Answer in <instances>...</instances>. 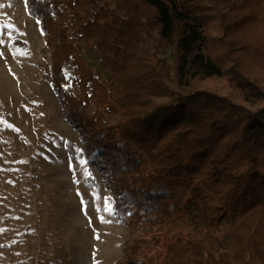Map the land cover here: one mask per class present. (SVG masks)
<instances>
[{
  "label": "trees",
  "instance_id": "obj_1",
  "mask_svg": "<svg viewBox=\"0 0 264 264\" xmlns=\"http://www.w3.org/2000/svg\"><path fill=\"white\" fill-rule=\"evenodd\" d=\"M26 2L127 225L118 264H264V46L242 31L264 0Z\"/></svg>",
  "mask_w": 264,
  "mask_h": 264
},
{
  "label": "rangeland",
  "instance_id": "obj_2",
  "mask_svg": "<svg viewBox=\"0 0 264 264\" xmlns=\"http://www.w3.org/2000/svg\"><path fill=\"white\" fill-rule=\"evenodd\" d=\"M256 16L242 31L264 46V10ZM44 36L26 0H0V264H118L128 228L104 211L113 194L85 165L81 134L50 83ZM162 56L170 61L168 49ZM84 57L97 66L93 52ZM205 84L229 89L227 76Z\"/></svg>",
  "mask_w": 264,
  "mask_h": 264
},
{
  "label": "snow or ice",
  "instance_id": "obj_3",
  "mask_svg": "<svg viewBox=\"0 0 264 264\" xmlns=\"http://www.w3.org/2000/svg\"><path fill=\"white\" fill-rule=\"evenodd\" d=\"M83 163H84V161H81V164H83ZM86 175H87V173H86ZM107 199H108V198H105L104 211H106V212H110V211H111V208H110V206H109V204H108V202H107Z\"/></svg>",
  "mask_w": 264,
  "mask_h": 264
}]
</instances>
